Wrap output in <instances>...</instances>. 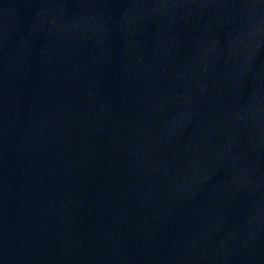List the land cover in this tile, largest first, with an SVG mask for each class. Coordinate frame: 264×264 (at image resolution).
Masks as SVG:
<instances>
[{
	"label": "water",
	"instance_id": "1",
	"mask_svg": "<svg viewBox=\"0 0 264 264\" xmlns=\"http://www.w3.org/2000/svg\"><path fill=\"white\" fill-rule=\"evenodd\" d=\"M0 264H264V0H0Z\"/></svg>",
	"mask_w": 264,
	"mask_h": 264
}]
</instances>
